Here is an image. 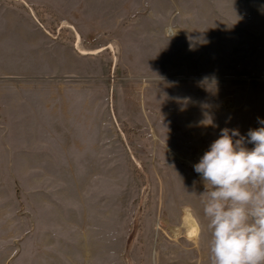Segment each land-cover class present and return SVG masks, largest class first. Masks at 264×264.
I'll use <instances>...</instances> for the list:
<instances>
[{"label":"rangeland","instance_id":"rangeland-1","mask_svg":"<svg viewBox=\"0 0 264 264\" xmlns=\"http://www.w3.org/2000/svg\"><path fill=\"white\" fill-rule=\"evenodd\" d=\"M260 120L264 0H0V264H210L193 165Z\"/></svg>","mask_w":264,"mask_h":264},{"label":"clouds","instance_id":"clouds-1","mask_svg":"<svg viewBox=\"0 0 264 264\" xmlns=\"http://www.w3.org/2000/svg\"><path fill=\"white\" fill-rule=\"evenodd\" d=\"M259 123L246 136L221 129L193 165L204 185L197 195L208 221L210 264H264V120Z\"/></svg>","mask_w":264,"mask_h":264},{"label":"bare ground","instance_id":"bare-ground-1","mask_svg":"<svg viewBox=\"0 0 264 264\" xmlns=\"http://www.w3.org/2000/svg\"><path fill=\"white\" fill-rule=\"evenodd\" d=\"M165 32H169L168 30H166ZM169 35V34H168ZM97 52V51H96ZM94 53V52H92ZM81 54H86V52L82 51ZM190 231H189V236L192 238L194 237L195 233H196V224L195 222L189 218L187 221H186Z\"/></svg>","mask_w":264,"mask_h":264}]
</instances>
